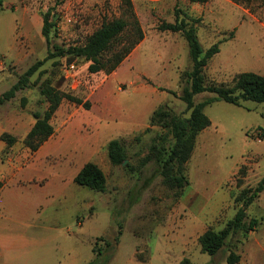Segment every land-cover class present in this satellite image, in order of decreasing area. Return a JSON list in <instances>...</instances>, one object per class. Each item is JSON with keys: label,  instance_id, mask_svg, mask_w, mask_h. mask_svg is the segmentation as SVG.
I'll return each instance as SVG.
<instances>
[{"label": "rangeland", "instance_id": "obj_1", "mask_svg": "<svg viewBox=\"0 0 264 264\" xmlns=\"http://www.w3.org/2000/svg\"><path fill=\"white\" fill-rule=\"evenodd\" d=\"M2 1L0 96L43 61L29 86L0 107V131L16 138L10 148H0V180L5 186L0 226L6 237L1 247L14 259L9 264H226L230 250L240 256L237 264H264V192L246 211L247 221H258L247 238H227L214 256L202 253L198 243L206 229L221 230L240 205L235 197L264 177V104L218 101L205 107L211 125L196 137L185 165L188 185L180 191L164 184L162 161L172 140L166 129L149 127L147 113L151 116L163 106L189 116L180 100L186 86L181 74L191 70L186 42L178 33L156 29L160 22H175L173 10L148 14L139 9L136 17L147 40L106 74L90 73V62L64 53L48 57L57 53L55 47L64 52L82 46L105 21L131 22L120 0ZM235 5L243 11L214 1L204 6L176 2L180 19L189 24L196 20L203 49L221 42L204 70L206 85L230 86L242 72L264 76V0ZM48 11L54 24L49 42L41 33ZM72 64L74 84L64 77ZM46 84L88 107L62 101L51 119L54 135L49 145L31 152L23 144L24 134L33 125L32 114L47 108L39 93ZM210 97L215 95L202 93L194 102ZM101 110L108 116L93 122L103 115ZM111 140L125 148L122 165L109 161ZM161 147L160 159L152 158ZM148 156L151 159L142 165ZM90 162L105 175L104 193L73 181L76 171ZM25 172L31 173L21 176ZM19 177L31 181L18 182Z\"/></svg>", "mask_w": 264, "mask_h": 264}, {"label": "trees", "instance_id": "obj_2", "mask_svg": "<svg viewBox=\"0 0 264 264\" xmlns=\"http://www.w3.org/2000/svg\"><path fill=\"white\" fill-rule=\"evenodd\" d=\"M120 1L126 8L131 22L124 19L105 21L86 38L82 46L70 48L64 52L55 47L57 53H51L48 58L60 56L64 53L73 58L90 62L88 68L90 73L103 71L106 74H111L114 72L145 36L133 11L132 0ZM187 1L192 4H204L209 0ZM251 1L232 0L235 4L242 3L247 5ZM2 5L3 1L0 0V8ZM50 13V11L46 12L42 18L41 33L47 42H49L50 32L54 28V24L50 21ZM179 13L175 9V22H160L156 29L159 32L178 33L186 42L191 70L181 74V80L185 81L186 86L182 89L180 100L185 104V109L189 112V116L183 118L160 106L150 116L149 127H160L168 131L172 140V146L167 152L166 158L162 161L161 173L164 184L181 191L188 185L184 168L193 153L196 137L211 125L209 118L204 113L205 107L218 101H223L234 106H240L241 102L244 101L264 104V76L254 72H242L234 76L230 86L223 84L206 85L204 70L208 62L219 53L221 42L213 44L206 50L203 49L197 37L196 20H192V23L189 24L185 19L179 18ZM42 65L43 61H39L28 68L15 84L0 96V107L5 102L13 99L17 92L26 89L29 86V78ZM39 93L43 101L47 103V108L43 113L34 112L32 114L34 123L23 140L24 146L31 152H36L54 134L51 119L62 101L66 100L75 105L88 107L79 98L60 92L49 84L42 86ZM202 93L214 94L215 97L207 98L201 103L196 104L194 97ZM261 137L264 139L263 134ZM0 140L5 143L6 148H10L16 142V138L8 133H2ZM163 151V147H161L159 150H156V153L152 152V158L160 159L163 155L160 153ZM107 155L113 166L122 165L126 161V151L119 140H111L108 143ZM150 159L149 156L145 157L141 161V164L144 165ZM240 172L243 173L241 170ZM73 181L75 184L95 192L104 193L106 191V178L103 171L91 162L83 165ZM242 181V178L237 180L238 187L242 185ZM2 188L3 183L0 181V190ZM262 192H264V177L254 188L242 189L234 199L235 203L240 205L236 209L233 218L227 221L221 230L214 231L208 228L199 236L200 251L214 256L225 246L227 238L230 237L232 240L238 234L243 238H247L250 232L255 231L258 221L254 218L247 221L246 211ZM93 253H97L95 246ZM239 260L240 256L233 250H230L226 258V264H237ZM88 264H93V262Z\"/></svg>", "mask_w": 264, "mask_h": 264}, {"label": "crops", "instance_id": "obj_3", "mask_svg": "<svg viewBox=\"0 0 264 264\" xmlns=\"http://www.w3.org/2000/svg\"><path fill=\"white\" fill-rule=\"evenodd\" d=\"M178 1H181V2H183V3H187V4H189V5H198V6H204V5H208V3L209 2H211V1H214V3H218V4H223V5H225V6H227V5H230L232 8H234V9H237L238 11H241L242 9L240 8V7H238L237 5H235V4H233L232 2H231V0H210L209 2H207V3H204V4H192V3H190L189 1H187V0H132V4H133V11H134V13L136 14V16L139 14L138 12H140L139 11V9L141 10V13L142 12H146V13H155V14H158V13H165L167 10H169V11H172L173 10V12H174V9L176 8V2H178ZM243 11V10H242ZM147 40V37H146V35L144 36V39L137 45V47H136V49L135 50H137L143 43H145V41ZM134 50V51H135ZM237 74H239V73H237ZM99 113H103V115L102 116H100L99 117V115L100 114H98V116H95L94 117V121L93 122H99V118H104V117H107L108 115H107V113L105 114V111L104 110H101V112H99ZM147 116H149V119H150V114H148L147 113ZM138 120H136V122H137ZM149 122V121H148ZM34 123V122H33ZM31 129V128H30ZM29 129V130H30ZM29 130H27L26 132H25V134H24V136H26L27 135V133L29 132ZM2 133H4L3 131H0V135L2 134ZM13 135H15V133H13ZM54 135V134H53ZM53 135L40 147V152L41 151H43V149H45L48 145H49V141L51 140V138L53 137ZM0 148H4V146H5V144H4V142H2L1 140H0ZM83 167V166H82ZM81 167V168H82ZM80 168V169H81ZM80 169L79 170H77L76 171V173H75V176L77 175V173L80 171ZM12 172H9V174H11ZM31 172H25V173H23V174H21V176H29V174H30ZM8 174V175H9ZM14 175V174H13ZM20 176V177H21ZM74 176V177H75ZM18 178V182H19V180H21V181H24V182H28V181H31L30 179H31V177L29 178V179H22V178ZM74 179V178H73ZM1 181V180H0ZM2 182V181H1ZM29 184V183H28ZM15 186H18V185H20L19 183L18 184H14ZM14 185L13 184H11V186L12 187H14ZM23 186V185H22ZM8 187V186H7ZM4 188H5V186L0 190V195H1V193L3 192V190H4ZM219 212H215L212 216H210L209 217V219L210 220H214L216 217H218L220 214H221V209L220 210H218ZM207 222V221H206ZM207 230V229H206ZM205 230V231H206ZM202 235V234H201ZM200 235V236H201ZM7 238H9V237H7ZM6 239V237H4V230H3V228H2V226H0V264H9L10 262H12L14 259H11L10 257H8L7 255H6V253L4 252V249L1 247V244L3 243V240H5Z\"/></svg>", "mask_w": 264, "mask_h": 264}, {"label": "built area", "instance_id": "obj_4", "mask_svg": "<svg viewBox=\"0 0 264 264\" xmlns=\"http://www.w3.org/2000/svg\"><path fill=\"white\" fill-rule=\"evenodd\" d=\"M69 22L71 20H68ZM74 69H75V66L72 64V65H69L67 66L66 70H65V74H64V77L67 79V80H71L72 81V84L75 83V77L73 76V72H74Z\"/></svg>", "mask_w": 264, "mask_h": 264}, {"label": "water", "instance_id": "obj_5", "mask_svg": "<svg viewBox=\"0 0 264 264\" xmlns=\"http://www.w3.org/2000/svg\"><path fill=\"white\" fill-rule=\"evenodd\" d=\"M126 161L123 162V164L125 163Z\"/></svg>", "mask_w": 264, "mask_h": 264}]
</instances>
